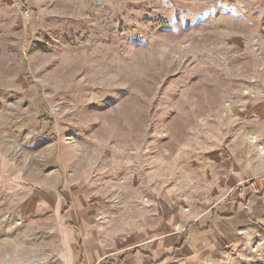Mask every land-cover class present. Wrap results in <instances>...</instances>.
Instances as JSON below:
<instances>
[{
	"label": "rangeland",
	"instance_id": "1",
	"mask_svg": "<svg viewBox=\"0 0 264 264\" xmlns=\"http://www.w3.org/2000/svg\"><path fill=\"white\" fill-rule=\"evenodd\" d=\"M262 104L264 0H0V264H62L58 188L110 239L206 208Z\"/></svg>",
	"mask_w": 264,
	"mask_h": 264
},
{
	"label": "crops",
	"instance_id": "2",
	"mask_svg": "<svg viewBox=\"0 0 264 264\" xmlns=\"http://www.w3.org/2000/svg\"><path fill=\"white\" fill-rule=\"evenodd\" d=\"M253 113L256 119L243 124L250 132L239 134L224 160L227 180L204 209H160L152 225L110 239L99 230L98 212L84 192L51 191L62 264H210L238 244L257 248L264 241V104Z\"/></svg>",
	"mask_w": 264,
	"mask_h": 264
}]
</instances>
